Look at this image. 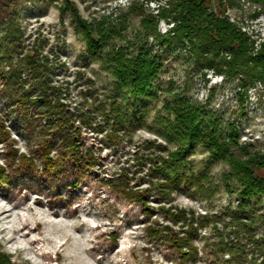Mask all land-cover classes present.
Returning <instances> with one entry per match:
<instances>
[{
    "label": "rangeland",
    "instance_id": "rangeland-1",
    "mask_svg": "<svg viewBox=\"0 0 264 264\" xmlns=\"http://www.w3.org/2000/svg\"><path fill=\"white\" fill-rule=\"evenodd\" d=\"M263 1L210 8L257 48ZM164 2L0 0V264H264V196L242 200L229 163L195 143L179 180L162 170L177 149L172 108L187 104L202 106L219 139L236 127L232 155L264 159V83L221 77L186 43L143 39L139 11L156 15ZM76 14L94 30L124 23L103 53L145 40L157 64L151 95L117 87ZM168 26L158 19L159 34Z\"/></svg>",
    "mask_w": 264,
    "mask_h": 264
},
{
    "label": "trees",
    "instance_id": "trees-1",
    "mask_svg": "<svg viewBox=\"0 0 264 264\" xmlns=\"http://www.w3.org/2000/svg\"><path fill=\"white\" fill-rule=\"evenodd\" d=\"M164 3L156 15L139 11L143 14L140 19L143 39L149 35L161 43L180 46L186 43L205 67L211 68L221 77L239 79L243 85L254 81L264 83V43L256 48L254 41L228 16L210 8V0H165ZM131 5L128 6L129 12L135 9ZM75 16V28L82 29L87 51L91 55L97 54L111 65L117 87L125 88L131 96L151 95V80L156 74L157 64L145 40L139 42L138 37L128 43L111 46L103 53L100 48L112 36L121 35L124 23H119L120 28L112 23L99 24L94 30L77 14ZM160 18L169 24L164 34L157 31ZM171 112L174 122L168 123L170 136H167L177 144V149L162 160V170L167 172V176L171 173L172 180H179L182 174H179L177 166L185 159L187 152L192 151V146L200 143L212 159L223 160L231 165L238 179L242 200L254 194L264 196V175H257L254 171L258 166L264 168L263 157L259 154L243 160L229 151L230 144H236L237 130L234 125L229 126L231 136L219 139L203 126L201 105H178Z\"/></svg>",
    "mask_w": 264,
    "mask_h": 264
},
{
    "label": "bare ground",
    "instance_id": "bare-ground-1",
    "mask_svg": "<svg viewBox=\"0 0 264 264\" xmlns=\"http://www.w3.org/2000/svg\"><path fill=\"white\" fill-rule=\"evenodd\" d=\"M9 211V210H8ZM5 222V221H4ZM9 234V233H8ZM20 240V239H19ZM16 242V241H15ZM24 243V242H23Z\"/></svg>",
    "mask_w": 264,
    "mask_h": 264
}]
</instances>
